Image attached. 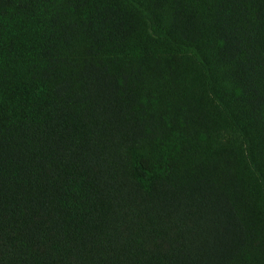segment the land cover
<instances>
[{"label": "trees", "instance_id": "obj_1", "mask_svg": "<svg viewBox=\"0 0 264 264\" xmlns=\"http://www.w3.org/2000/svg\"><path fill=\"white\" fill-rule=\"evenodd\" d=\"M0 264H264V0H0Z\"/></svg>", "mask_w": 264, "mask_h": 264}]
</instances>
